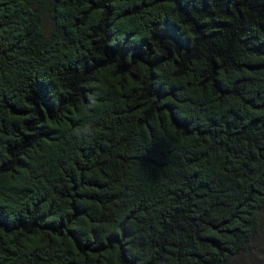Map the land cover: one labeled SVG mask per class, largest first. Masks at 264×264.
I'll list each match as a JSON object with an SVG mask.
<instances>
[{"label": "trees", "instance_id": "obj_1", "mask_svg": "<svg viewBox=\"0 0 264 264\" xmlns=\"http://www.w3.org/2000/svg\"><path fill=\"white\" fill-rule=\"evenodd\" d=\"M263 206L264 0H0V264H226Z\"/></svg>", "mask_w": 264, "mask_h": 264}, {"label": "rangeland", "instance_id": "obj_2", "mask_svg": "<svg viewBox=\"0 0 264 264\" xmlns=\"http://www.w3.org/2000/svg\"><path fill=\"white\" fill-rule=\"evenodd\" d=\"M42 26L46 31L51 28L49 17L42 16ZM226 264H264V206L260 210L259 233L252 242V249L231 258Z\"/></svg>", "mask_w": 264, "mask_h": 264}]
</instances>
